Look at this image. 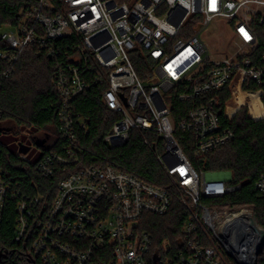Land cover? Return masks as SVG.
I'll list each match as a JSON object with an SVG mask.
<instances>
[{
    "label": "built area",
    "instance_id": "obj_1",
    "mask_svg": "<svg viewBox=\"0 0 264 264\" xmlns=\"http://www.w3.org/2000/svg\"><path fill=\"white\" fill-rule=\"evenodd\" d=\"M213 23L219 41H227L217 55L205 41ZM259 25L264 0H35L18 24L3 25L0 60L7 68H0V78L12 74L26 48L36 47L55 63L53 84L60 97L58 148L41 150L35 165L45 178L62 176L50 202L42 193L18 200L15 241L30 238L29 252L42 264H256L259 232L252 213L206 202L241 184H231L232 175L197 169L190 156L204 157L235 138L211 108L214 100L201 98L223 88L234 73L241 81L264 84ZM92 84L104 87L102 100L118 115L104 140L121 146L135 129L154 130L162 145L153 148L168 186L81 158L79 133L89 128L74 101ZM178 88L179 99L193 103L176 121L168 97ZM38 138L43 139L33 137L34 144ZM21 143L28 145L19 140L18 150ZM53 145L54 139L44 144ZM31 149L19 155L37 157H29ZM255 188L264 194V174ZM11 192L0 171V223ZM175 200L188 211L183 247L173 250L168 237L156 247L142 228L143 216L163 215Z\"/></svg>",
    "mask_w": 264,
    "mask_h": 264
},
{
    "label": "trees",
    "instance_id": "obj_2",
    "mask_svg": "<svg viewBox=\"0 0 264 264\" xmlns=\"http://www.w3.org/2000/svg\"><path fill=\"white\" fill-rule=\"evenodd\" d=\"M34 2L0 0V27L18 24L23 12ZM257 29L260 39L258 51L261 53L264 52V25H259ZM67 47L64 46L61 56H66L69 51ZM3 48L0 41V50ZM136 67L141 77L147 76L140 62ZM0 68H7V64L0 60ZM54 71L55 63L50 58L39 54L36 47H28L20 54L12 74L0 78L1 135L13 130L17 133L16 128L21 126L31 127L35 132L49 131L54 145L40 149L47 152L58 148V140L54 136L59 130L60 97L53 84ZM88 77L91 78V75ZM103 89L101 85L92 84L74 101L76 114L85 119L89 128V132L79 133V142L84 149L81 158L91 164L111 163L138 173L151 183L168 186L169 177L154 152L156 142L162 145L154 130L135 129L121 146H111L104 140L118 115L105 106ZM180 90H174L168 97L176 121L187 116L193 103L192 100H180L177 96ZM206 98L214 100L211 108L219 115L221 122L234 131L235 138L204 157H190L197 169L230 171V183L241 184L236 192L216 200L207 198L206 202L211 204L217 201L229 209L247 208L264 229V194L255 188V181L264 174V84L241 81L239 74L234 73L223 88L209 93L201 101ZM5 127L11 130L4 132ZM40 155L27 160L17 154L15 145L6 146L0 142V171L10 181L12 188L0 223V264H42L29 252L30 238L21 243L14 239L18 200L42 193L50 202L56 192V183L62 176L57 172L53 177L45 178L38 173L35 162ZM187 216V209L175 200L163 215L145 213L142 228L152 234L156 247L168 237L173 250H177L183 247V227ZM258 264H264L263 252L258 256Z\"/></svg>",
    "mask_w": 264,
    "mask_h": 264
},
{
    "label": "rangeland",
    "instance_id": "obj_3",
    "mask_svg": "<svg viewBox=\"0 0 264 264\" xmlns=\"http://www.w3.org/2000/svg\"><path fill=\"white\" fill-rule=\"evenodd\" d=\"M7 28L5 26L0 28V35L3 31H5ZM205 41L207 42L209 48H210V52L212 53V55H217L219 54V52H222L226 46L227 41H219V37H218V24H214L211 26V28L209 29V32L206 34L205 36ZM223 42V43H222ZM224 48V49H223ZM231 50H229L230 52ZM233 52V49H232ZM18 130L17 133L13 131L7 133V134H2L0 136V142L4 143V145L8 146H13L15 145L17 147V154L19 155V150H18V145L17 142L19 140H22L23 142L27 143L28 145L32 146V149L30 151L29 157H31L33 154H40L41 153V149L40 147L36 146L33 142V137L38 136L41 138H45L47 142H49L50 140H52V133L49 131H44V132H33V130H27L24 126H21L20 128H16ZM210 175H216V176H220V177H225V176H230L232 175L230 171H216V172H210ZM209 205H216V203H209ZM218 208L220 210H224L227 209L229 210V208L227 207H223L221 204L218 205ZM242 209V208H240ZM246 210H248L249 212H251V210L245 208ZM253 215V214H252ZM256 221V220H255ZM256 264H258V257L256 260Z\"/></svg>",
    "mask_w": 264,
    "mask_h": 264
},
{
    "label": "water",
    "instance_id": "obj_4",
    "mask_svg": "<svg viewBox=\"0 0 264 264\" xmlns=\"http://www.w3.org/2000/svg\"><path fill=\"white\" fill-rule=\"evenodd\" d=\"M0 135H1V131H0ZM45 142H46L45 138L44 139L38 138V139H36L35 144L38 147H43ZM29 149H30V146L22 144V143L20 144V149H19L20 152L26 153V152H28ZM252 222L254 224L255 230L259 232V243H258L256 250H255V255H256V257H258L259 254H261L263 249H264V229L262 227L258 226V224L256 223V221L254 219H252ZM243 264H246V263H243Z\"/></svg>",
    "mask_w": 264,
    "mask_h": 264
},
{
    "label": "bare ground",
    "instance_id": "obj_5",
    "mask_svg": "<svg viewBox=\"0 0 264 264\" xmlns=\"http://www.w3.org/2000/svg\"><path fill=\"white\" fill-rule=\"evenodd\" d=\"M246 228H247V226H245V227L242 228L244 230V232H243L244 233V236L246 235V233H248V229H246ZM248 254H250V248H249Z\"/></svg>",
    "mask_w": 264,
    "mask_h": 264
},
{
    "label": "flooded vegetation",
    "instance_id": "obj_6",
    "mask_svg": "<svg viewBox=\"0 0 264 264\" xmlns=\"http://www.w3.org/2000/svg\"><path fill=\"white\" fill-rule=\"evenodd\" d=\"M11 129L9 128V127H5V129H4V132H6V131H10ZM34 141H36V139H34Z\"/></svg>",
    "mask_w": 264,
    "mask_h": 264
}]
</instances>
